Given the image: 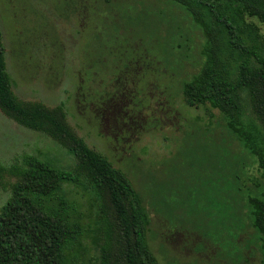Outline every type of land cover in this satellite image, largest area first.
Returning <instances> with one entry per match:
<instances>
[{"label":"rangeland","instance_id":"1","mask_svg":"<svg viewBox=\"0 0 264 264\" xmlns=\"http://www.w3.org/2000/svg\"><path fill=\"white\" fill-rule=\"evenodd\" d=\"M260 26L264 40V23ZM0 31L16 97L50 107L63 104L74 132L130 178L148 209L147 240L159 263L226 264L210 239L176 223L186 222L187 213L214 227L219 221L205 214H225V207L213 205L228 202L226 191L249 193L247 166L238 158L233 169L236 156L227 147L184 145L191 129L210 131L214 139L225 136L217 117L210 121L205 111L189 108L174 93L202 61V36L185 12L171 0H0ZM228 55L235 73L237 62ZM124 64L132 73L147 64L166 73L160 83L149 70L136 91L134 84L112 78L122 74ZM249 96L242 90L243 120L257 121L264 131ZM29 154L64 170L77 163L50 135L19 125L0 109V165L8 167ZM208 162L214 166L201 168ZM223 170L245 178L244 185ZM15 179L10 171H0V206ZM58 191L76 206L73 216L85 234L71 247L76 263L99 264L104 223L94 187L81 177L61 183ZM244 252L243 264H259V253Z\"/></svg>","mask_w":264,"mask_h":264},{"label":"trees","instance_id":"2","mask_svg":"<svg viewBox=\"0 0 264 264\" xmlns=\"http://www.w3.org/2000/svg\"><path fill=\"white\" fill-rule=\"evenodd\" d=\"M171 1L185 12L202 36V61L193 73L177 81L179 90L174 93L189 108L205 111L210 121L217 117L216 124L223 127L225 135L214 139L208 136L210 131L190 128L193 133L185 135L184 145L227 147L236 156L233 169L240 160L247 166L245 185L249 189L246 196L240 189L226 191L228 202L218 200L213 205V209H226L220 217L215 212L205 214L210 221H219L214 227L198 222L194 216L189 218L187 213L186 222L176 223L189 224L210 239L218 246L217 255L228 259L226 264H243L246 250L259 253V264H264V131L257 121H244L242 117V90L246 89L264 128V40L260 32L264 0ZM226 53L237 62L235 73ZM142 58L146 64L147 59ZM151 69L161 83L166 72L148 64L135 70L137 74L124 64L122 74L112 78L134 84L138 91L145 82L138 83ZM0 109L19 125L50 135L77 160L70 170L57 168L49 159L34 154L8 167L0 165V171L6 169L16 176L9 186V197L0 206V264H77L71 247L85 234L73 216L76 206L60 194L58 186L77 182L81 177L88 180L101 200L104 240L99 264H160L147 240L148 209L127 174L74 132L63 104L50 107L16 97L1 31ZM213 166L208 162L201 168ZM223 172L244 185L245 178ZM212 195L210 192L209 201Z\"/></svg>","mask_w":264,"mask_h":264}]
</instances>
